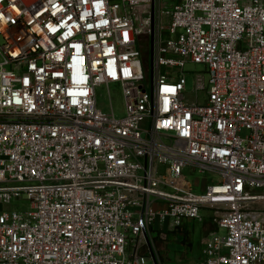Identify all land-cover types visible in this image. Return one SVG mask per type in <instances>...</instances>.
<instances>
[{
  "label": "built area",
  "instance_id": "obj_1",
  "mask_svg": "<svg viewBox=\"0 0 264 264\" xmlns=\"http://www.w3.org/2000/svg\"><path fill=\"white\" fill-rule=\"evenodd\" d=\"M188 63L204 67L191 92ZM189 169L221 181L199 189ZM13 204L0 264H162L156 233L207 219L198 264H264V0H0V206Z\"/></svg>",
  "mask_w": 264,
  "mask_h": 264
},
{
  "label": "rangeland",
  "instance_id": "obj_2",
  "mask_svg": "<svg viewBox=\"0 0 264 264\" xmlns=\"http://www.w3.org/2000/svg\"><path fill=\"white\" fill-rule=\"evenodd\" d=\"M144 16H145V9L144 8L136 9V25L137 26L142 25V19L144 18ZM140 38L146 39L148 37H146L145 35H141ZM146 45L148 47V50H144L142 56H143V60H144L147 78L150 81V74H151V72H150V55H151V41H150V39ZM203 68L204 67L201 64H194V63H188L187 64L185 70L187 72L186 78H187V82H188V86H187L188 92H191L193 89V81H194L195 73L200 71V70H203ZM110 92H111V98H112V106H113V110L115 112V115L118 118L124 117L125 116V99H124V96L122 94L121 88L118 85H111ZM97 94H98L99 107L104 112L111 111L110 100H109L107 89L105 87L98 88ZM186 175H187V179L192 181V182H196V181L201 182V187L199 189H203L207 185V183H209L208 181L213 180V183H218L221 181L219 176H217L213 173H210V172H207V173L195 172V173H193L189 169V170H187ZM15 205L21 209H27L28 208V202L25 200H19L16 202ZM13 206H14V204L12 206L2 205V206H0V209L2 211H10L13 208ZM185 229H186V227L183 226L179 229H175L173 231V233H169V234L162 233V232L159 233V236L155 242H156V248L158 250V254H159V257H160L162 264H176L175 253L180 252V248L175 249V248H173V246L178 245V244H171V247L167 253L166 250L163 251V249L165 248L164 243L169 242L175 236L176 233L178 234L179 230L184 232ZM213 231H216V228L214 226H211L210 221H204L202 223H197L196 228L194 230H190V231L186 230L185 232H187V233H185V234L187 235V238H189V240L192 244V251L189 253V256L185 262H178V264H198V260H199V256H200L199 250L201 248V242L205 236H207L208 234H210ZM179 235L181 236V234L179 233L178 236H176V240L179 239V237H180ZM147 264H155L154 260L152 259V257L150 255H147Z\"/></svg>",
  "mask_w": 264,
  "mask_h": 264
},
{
  "label": "flooded vegetation",
  "instance_id": "obj_3",
  "mask_svg": "<svg viewBox=\"0 0 264 264\" xmlns=\"http://www.w3.org/2000/svg\"><path fill=\"white\" fill-rule=\"evenodd\" d=\"M179 233L181 234V236L179 237V242L181 245L178 244V245L173 246V248H175V249H179V248L182 249L180 252L175 253L176 264H178V262H185L189 256V253L192 251V244H191L189 238H187V235L185 234L187 232H185V231L183 232V231L179 230L178 234ZM178 234L176 233L175 236L169 242L164 243L165 248L163 249V251L166 250V252L168 253V250L170 249V245L178 243V241L176 240V236H178ZM158 236H159V233H156V235H155L156 240H157Z\"/></svg>",
  "mask_w": 264,
  "mask_h": 264
},
{
  "label": "crops",
  "instance_id": "obj_4",
  "mask_svg": "<svg viewBox=\"0 0 264 264\" xmlns=\"http://www.w3.org/2000/svg\"><path fill=\"white\" fill-rule=\"evenodd\" d=\"M206 221H210L209 219L208 220H206ZM211 222V221H210ZM198 222H194V221H185V223H184V226L186 227V229H185V231L186 230H191L192 228V230H194L195 228H196V224H197ZM211 226H213V224L211 223ZM169 233H173V231H168V232H166V234H169ZM180 236V235H179ZM199 254H200V256H199V260L201 259V257H202V242H201V248H200V250H199ZM198 260V261H199Z\"/></svg>",
  "mask_w": 264,
  "mask_h": 264
},
{
  "label": "water",
  "instance_id": "obj_5",
  "mask_svg": "<svg viewBox=\"0 0 264 264\" xmlns=\"http://www.w3.org/2000/svg\"><path fill=\"white\" fill-rule=\"evenodd\" d=\"M145 36L148 37L147 35H145ZM149 39H150L149 37L146 38V39L139 38V44H140V48H141L142 54H143L144 50H148V47H147L146 44L149 41ZM152 43H153V40L151 39V45H152ZM150 59H151V61L153 60V51L152 50H151ZM177 241H178L177 244H180L179 239ZM170 247H171V245H170ZM180 251H181V249H180Z\"/></svg>",
  "mask_w": 264,
  "mask_h": 264
}]
</instances>
